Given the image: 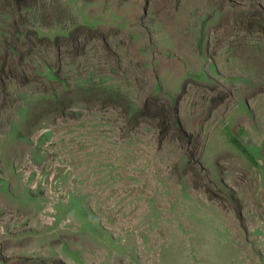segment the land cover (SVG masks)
Here are the masks:
<instances>
[{
    "label": "rangeland",
    "instance_id": "374dc122",
    "mask_svg": "<svg viewBox=\"0 0 264 264\" xmlns=\"http://www.w3.org/2000/svg\"><path fill=\"white\" fill-rule=\"evenodd\" d=\"M0 264H264V0H0Z\"/></svg>",
    "mask_w": 264,
    "mask_h": 264
}]
</instances>
